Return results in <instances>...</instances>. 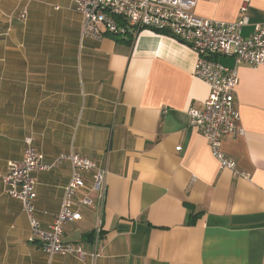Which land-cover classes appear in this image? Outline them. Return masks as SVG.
Listing matches in <instances>:
<instances>
[{"label":"crops","instance_id":"0c3cea01","mask_svg":"<svg viewBox=\"0 0 264 264\" xmlns=\"http://www.w3.org/2000/svg\"><path fill=\"white\" fill-rule=\"evenodd\" d=\"M194 1L200 17H242L244 0ZM247 17L244 36L264 23V0H249ZM81 31L73 0H0V264H264V66L239 67V134L223 141L245 179L221 169L190 125L210 94L192 49L149 30L101 41ZM29 139L48 163L77 153L108 171L103 202L94 172L85 175L75 204L88 196L93 205L65 228L85 261L28 243L29 221L2 177ZM71 173L64 162L34 174L44 228Z\"/></svg>","mask_w":264,"mask_h":264},{"label":"built area","instance_id":"2783aa9c","mask_svg":"<svg viewBox=\"0 0 264 264\" xmlns=\"http://www.w3.org/2000/svg\"><path fill=\"white\" fill-rule=\"evenodd\" d=\"M248 2L244 0L239 21L224 22L198 16L194 0H73L75 10L82 17V39L101 41L111 35H138L149 30L168 35L197 54L195 76L207 84L210 94L201 109H190V125L206 138L221 169L245 179H249V175L238 169L222 147L226 137L239 134L237 124L241 115L235 107L239 67L243 64L254 68L264 66V23L256 25L249 36L243 35V28L249 24ZM20 19L25 22L27 12H23ZM222 57L232 58L234 67L220 64L218 59ZM181 149L178 147L177 151ZM64 162L72 166L71 178L58 215L52 225L44 228L37 217L34 174L50 171ZM91 172H94L91 191L103 202L107 194V169L77 153L61 154L48 163L33 141H26L23 160L9 163L2 180L7 195L20 203L27 216L28 243L38 245L50 257L61 255L86 260L87 252L78 244L64 242V233L69 222L82 219L81 206L93 205L88 196L83 197L80 205L75 204L79 192L86 187L85 175Z\"/></svg>","mask_w":264,"mask_h":264},{"label":"trees","instance_id":"16d2710c","mask_svg":"<svg viewBox=\"0 0 264 264\" xmlns=\"http://www.w3.org/2000/svg\"><path fill=\"white\" fill-rule=\"evenodd\" d=\"M122 35H111L109 36L110 38H118V37H121Z\"/></svg>","mask_w":264,"mask_h":264}]
</instances>
